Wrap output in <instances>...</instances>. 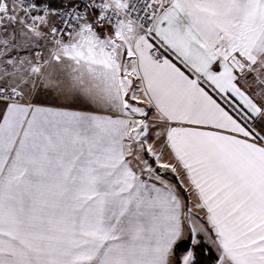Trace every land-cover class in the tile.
I'll return each instance as SVG.
<instances>
[{
  "label": "snow or ice",
  "instance_id": "obj_1",
  "mask_svg": "<svg viewBox=\"0 0 264 264\" xmlns=\"http://www.w3.org/2000/svg\"><path fill=\"white\" fill-rule=\"evenodd\" d=\"M0 264H264V0H0Z\"/></svg>",
  "mask_w": 264,
  "mask_h": 264
}]
</instances>
